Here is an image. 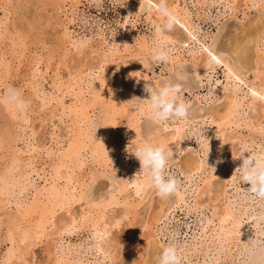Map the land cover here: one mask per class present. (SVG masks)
<instances>
[{"label": "rangeland", "instance_id": "1", "mask_svg": "<svg viewBox=\"0 0 264 264\" xmlns=\"http://www.w3.org/2000/svg\"><path fill=\"white\" fill-rule=\"evenodd\" d=\"M43 1L0 0V25L3 24L0 36L5 34L9 37L5 40L0 38V59L7 61L12 55L20 56L18 54L23 53L17 78L15 75L9 79L5 77L6 84L19 89L24 99L30 97L27 123L24 125L27 128L22 137L14 138L13 148L24 151L23 158H27L26 163L35 170L46 169L49 164L47 153L66 148L74 132L73 122L67 117L66 110L62 112L59 101L62 100L67 108L76 100H82V97L89 98L85 92L86 84H101L99 103L94 111L89 112L88 122L82 124L84 129L91 131L92 136L96 133L99 120L105 124L103 112H107V105L110 106L114 100L119 104L115 114L108 110L112 117L106 124L109 128L106 131L107 140H110L105 156L106 167L96 165L93 162L95 157L83 151L85 157L81 168L75 172L72 180L73 184L80 183L81 199L69 206L65 216H61L62 210L56 212V220L62 217L58 226L69 220L70 215H75L78 220L81 212L86 213L94 205L106 204V222H119V226L111 227V233L125 231L131 218L124 213L133 207L143 212L146 203L155 194L154 189L147 184L143 191L135 193L130 184L134 175L144 179L139 174V161L134 156L136 147L149 141L156 132L163 135L177 132L178 138L174 137L169 146L175 154L170 162V171L179 180L180 190L165 198L164 216L152 229L161 251L169 244L176 246L181 264H202L203 260L205 264H212L217 251L216 240L209 239V225L201 230L205 222L211 219L212 206L222 208L229 200L242 203V211L248 206L249 213L259 199L248 190L249 185L240 179L238 168L241 164L237 159L232 160L230 148L237 154L242 152L244 157L264 162V119H261L264 118V104H261V100H255L256 94L249 88L250 84L255 88L257 80H253L251 72L244 73L227 51V43L230 37L238 36L240 29L252 20L259 16L264 18V0H238L236 4L228 0H174L179 13L191 26L192 33L189 34L177 22L172 30L176 34V41L155 36L156 26L152 21L154 19L158 24H163L164 18H155L157 15L154 14L152 3L147 0H60L59 6L67 4L61 12ZM8 24H13L14 30ZM262 26L258 47L264 54V22ZM59 37L70 41L63 45L65 48L61 51L55 40ZM13 43L16 45L13 46ZM75 43L77 48L73 47ZM161 45L171 50V58L167 62H153L151 56ZM207 47L216 51V59H206L205 55L209 54ZM78 50L82 51L77 53ZM34 57L41 59V71L47 68L44 81L37 75L29 74L28 63ZM223 63L239 74V79L226 80ZM77 78L82 80V96L77 88L73 92L79 95L74 96L70 89L60 93L54 87L59 82L66 84ZM169 81L182 84L180 96L191 105L188 119L155 124L147 116H139L136 106L148 96L145 87L150 85L157 89ZM0 91L2 96L5 86ZM43 94L45 99L42 103ZM231 97L236 98L239 107L232 123L223 128L222 132L225 131L226 137H230L227 145L221 147L216 135L218 130L211 124V119L216 111H222L221 108ZM132 115L136 119L135 124L132 123ZM6 122L7 116L0 103V131ZM255 126L260 129H255ZM135 127L137 143L128 140V129L131 131ZM187 160L200 167L187 173L183 166ZM29 177L28 191L19 196V204L22 202L24 205L27 199L30 200L31 194L43 185V178L36 176L35 172ZM206 178H209L212 186L210 194L204 190ZM59 182L64 184L63 179ZM4 206L0 209L1 219L12 215L15 210L12 203ZM253 222L254 218L242 216L238 243L245 240H255L257 244L263 242L261 233L264 232V223L259 222L253 227ZM92 242L90 229L74 228L62 235L54 253L57 259L66 263L97 264L95 260L99 256L91 248ZM9 246L5 229L0 228V257ZM193 246L196 250L189 254L188 250ZM48 247L49 242L42 238L30 247L26 261L30 264H52L54 253ZM205 248L207 255L203 259L202 251ZM223 251L226 253L227 249ZM185 252L188 257H184ZM236 252V249L231 248L226 258L220 254L221 259L217 264H240L242 256L236 255Z\"/></svg>", "mask_w": 264, "mask_h": 264}, {"label": "bare ground", "instance_id": "2", "mask_svg": "<svg viewBox=\"0 0 264 264\" xmlns=\"http://www.w3.org/2000/svg\"><path fill=\"white\" fill-rule=\"evenodd\" d=\"M147 1L152 3V6L159 4V0ZM175 1L178 2V0ZM228 1H230V3H235L236 1L238 2V0ZM242 1L243 0H241V2ZM43 2L51 5V7L56 11H59L60 9V12L62 11V8L67 6L66 3L64 6H59L60 0H44ZM166 3L167 7L177 16V22L183 28H185L189 34L192 35L190 30L191 26L189 27L185 17L179 13L177 5H174V0H166ZM153 10L154 14L157 15L155 18L160 19L162 16L155 7H153ZM152 22L155 24L156 28L159 25H162L158 24V22H155L154 19ZM263 22V17L259 16L255 18L250 23H248L246 27L240 29V34H238V36H236V34L235 37H230L228 39L229 42L227 43L228 48L226 46L227 51L235 58L236 62L241 66V68H243V71H245L244 73L246 74L251 72L254 76L253 80H257L256 87L254 88L253 85L250 84L249 88L256 94L255 100H261V104H264V54L258 46ZM2 25H0V29L2 28ZM10 25L8 24L9 28L12 26L11 28L14 30L15 26H13V24L11 26ZM32 28L34 29V27ZM10 31L12 30L10 29ZM14 32L15 31H13V33ZM42 32L44 31L42 30ZM2 36H0L2 40L9 39V37L5 34ZM155 36H157L156 30ZM175 36L176 34L173 31H170L164 33L163 36L157 37L162 40L167 39L169 41H176ZM55 40L58 42V49H60V51L61 49L65 48L63 45H65L67 42H70L61 39L60 37L57 39L55 38ZM135 42L137 43V40H135ZM70 44H72V42ZM15 45L16 43H13V46ZM75 45L77 46L75 43L73 47L77 48ZM207 50L209 53L208 55H205L207 60L211 59V57L215 59L217 58L216 51L212 49L210 50L208 47ZM81 51L82 50H78L77 53H80ZM18 55L20 56L12 55V58L7 61L6 59H0V88L5 86V91L9 87L6 84L7 78L11 77V75H15V78H17L16 73L22 67V61L20 60V57L23 55V53L20 52ZM40 62L41 59L38 57H34L29 61V74L30 76L37 75L41 81H44V73H46L47 68H44V71H41ZM219 63H221L220 60ZM223 68L224 77L226 80L239 79V74L234 72L227 63H223ZM11 70H13L12 74H10ZM5 77L7 78L5 79ZM54 87H57L56 90L60 93L67 92L69 89L73 92L75 91V88L79 90L81 96L84 93L82 80L79 78H77V80H73V82H66V84L59 82L56 86L54 84ZM101 88L102 87L99 82H97L96 85L86 84L85 92L89 98L87 97L88 99H84L85 97H82V100H76L73 105L67 108L64 107L62 100L59 101L58 104L62 108V112L66 110L67 117L73 122L74 132L71 135L66 148L63 150L57 149L53 152L47 153V156L49 157V164H47L46 169H39L40 173L38 170H35L28 163H26L27 158L25 159L22 156L24 151L13 148L12 144L14 142V138L19 139L22 137L23 131L25 128H27L24 126L27 123V115H21L17 113L11 106L0 102L3 105V110L7 116V122L4 125L2 124L3 128L1 127L2 129L0 131V158L2 160V166L0 167V209L5 207L4 204L12 203L15 205V210L13 211L12 215L6 217L5 219L0 218V228L5 229L6 240H8L10 243V246L0 257V264H30L26 261V255L30 247L36 245L39 241H41L42 238H45V241L49 242L50 247L48 248H50V251L52 250L54 253L58 240L61 239L62 235H64L66 232L74 228L90 229L93 240L91 248L93 249L94 253L99 256L98 260H100V262H98L96 258L95 263L97 262V264H156V258L160 254L161 249L158 246L159 242L155 238L152 227L161 220L162 216H164L163 207L167 203L165 198H160L156 195V193L146 203V207L144 208L143 212L140 213L135 209V207H133L132 210L124 213L125 216L128 215L131 218L128 220L125 231L119 230L116 231V233H111V227L119 226V222H106L105 210L108 207L106 204L94 205L93 208L87 209L86 213H83L84 211L81 212L78 220L76 219L75 215H70L69 220H67L63 225L58 226V224H61L60 222H62V217L68 213L69 206L81 199V190H79V187H81L80 183H77L79 186L76 188L77 184H73L72 180L75 172L81 168L83 157H85L84 154H82L83 151H86L90 156L95 157L93 162H95L96 165L106 167L105 156L107 155L106 150L109 140H107L108 133H106L107 129L109 130V128L106 124L109 122V117H112L110 116L108 110H111V112L114 114L116 113V109H118L119 106L117 100L111 101L110 106H105L107 111L103 112V121L105 124L101 123L99 120L94 136H92L91 131H87L82 127V124H86L89 120V112L94 111L96 105L99 103V98L101 97L102 91ZM73 95L77 96L79 94L74 93ZM29 98L30 97H27L25 100L29 101ZM44 99L45 98L43 94V97L41 98L42 103L44 102ZM51 99L52 97L49 98V100ZM262 106L264 107V105ZM238 107L239 105L236 101V98L231 97L228 99L224 107L221 108L222 111H216L214 118L211 119V124L218 130L216 131L218 132L216 135L218 145L221 147L227 145L230 137L229 136L227 138L225 131L222 132L224 130L223 128L232 123L231 120L235 117ZM256 107L255 110L257 109ZM102 108L103 107H101V110ZM257 110L255 112H257L258 115ZM257 115L256 117H258ZM131 117L132 123L135 124L136 119H133V115ZM259 118H257L258 121H260ZM261 119L264 118L262 117ZM248 125H250V123ZM16 129L19 132L16 131ZM255 129L259 130L260 128L255 126ZM135 132L136 127L131 131L128 129V140H132L137 143L136 139L138 134ZM178 135L179 134L177 132H172L165 135L160 132H156L151 136L149 141L164 143L170 146L172 145V143H170L171 140L174 137L178 138ZM230 149L233 153L230 156L232 160L233 158L237 159L238 162L242 164V152L240 151L241 153L237 154L234 152V150H232V148ZM183 163L184 170L187 173L193 172L200 167L195 166V164L188 160L184 161ZM61 169H63V172H61ZM32 172H35V175L39 178H43V185L40 189H36L35 192L31 194L30 200L28 201L27 199L25 201L27 203L24 202L23 205L21 202L19 204L17 199H19L20 195H24L28 191L30 182L29 176L32 174ZM61 179H63L64 184H60L59 181ZM203 183L205 185V192L210 194L212 191V186L210 184L209 178H206ZM130 184L133 186L135 193L143 191L146 187V182L144 179H139V177L136 175L132 176L130 179ZM208 199L210 200L211 196H209ZM12 200L13 202H11ZM87 205L88 204L86 203L85 206ZM197 205L205 206L204 204ZM242 206V203L237 204L234 201L230 202L229 200L223 204L222 208L213 205L210 212L211 219L206 221L205 224L203 223L204 225L201 227V230H205L206 225H209V239L210 241H212L214 238L216 240L217 251L212 260V264H217L219 259H221L220 254H223V258H226L228 254H230L231 248L237 250L236 255L242 256L240 264H264V240L258 244L255 240H245L238 243V235L240 234L239 232L241 225L240 221L242 216L254 218L253 227L257 226L259 222L264 223V198L259 197L256 207H254L249 213H247L248 206H245L243 211ZM61 210L62 217H58L56 220V212ZM261 235L264 237V232H262ZM224 249H227L226 253H224ZM195 250L196 249L193 246L188 250V252L190 254L195 252ZM205 251L206 248L204 251H202L203 259L207 255ZM52 256V264H71L66 263L62 259H57L55 253ZM184 257H188L186 252L184 253ZM72 264L75 263L73 262ZM202 264H205L204 260L202 261Z\"/></svg>", "mask_w": 264, "mask_h": 264}, {"label": "clouds", "instance_id": "3", "mask_svg": "<svg viewBox=\"0 0 264 264\" xmlns=\"http://www.w3.org/2000/svg\"><path fill=\"white\" fill-rule=\"evenodd\" d=\"M153 7L164 17L163 24L156 28V35L163 36L165 32L174 29L177 16L167 7L166 0H159V4L153 5ZM170 58L171 50L165 45L156 48L151 56L153 62L161 63L169 61ZM179 79H184V77ZM145 91L148 93L147 98L139 99L141 103L136 106L139 116H147L155 124L173 119L178 121L188 119L191 105L180 96L181 83L169 81L157 89L148 85L145 87ZM0 102L11 106L21 115L26 114L29 108V101L23 98L19 89L12 86H9L0 96ZM206 147L208 156L209 142ZM174 155L169 145L153 141L140 144L134 152L140 165L139 174L143 175L147 186L154 189L160 198H167L177 194L180 190L179 180L170 171V162L174 159ZM241 159L242 164L238 168L240 179L249 185V191L264 198V162L248 156H242ZM156 264H181V256L176 246L172 244L165 246L156 258Z\"/></svg>", "mask_w": 264, "mask_h": 264}]
</instances>
